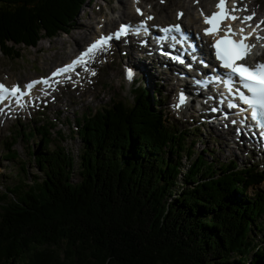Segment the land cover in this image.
I'll use <instances>...</instances> for the list:
<instances>
[{"label": "trees", "instance_id": "16d2710c", "mask_svg": "<svg viewBox=\"0 0 264 264\" xmlns=\"http://www.w3.org/2000/svg\"><path fill=\"white\" fill-rule=\"evenodd\" d=\"M92 1L0 0V52L17 59L16 46L66 34ZM131 90V103L75 120L77 182L55 124L20 127L5 144L15 160L16 141L40 135L29 155L42 177L0 194V264H264V194H248L264 170L211 163L168 123L161 96Z\"/></svg>", "mask_w": 264, "mask_h": 264}, {"label": "rangeland", "instance_id": "374dc122", "mask_svg": "<svg viewBox=\"0 0 264 264\" xmlns=\"http://www.w3.org/2000/svg\"><path fill=\"white\" fill-rule=\"evenodd\" d=\"M119 1L93 0L91 3L89 2L80 10L74 26L69 28L66 34L59 33L56 37L42 36L36 48L16 46V49L20 51V57L17 59H9L0 52V80H13L22 84L34 76H45L49 70L63 64L70 58V55H74L78 49H82L86 44L85 42L94 36V30L96 32V27L100 26L97 24L104 26L105 30L116 27L118 21L116 17L121 15V8L118 6ZM122 1L129 3V0ZM197 1L201 5L204 3L202 0ZM212 1L205 0V4L208 2L212 4ZM243 1L258 17L264 16V0ZM174 2L175 0H163V3H161V0H142V5L156 14L153 21L159 24L157 15L162 14L161 16L167 18L169 15L174 17L175 12H178ZM182 3L188 5L192 3V0H182ZM242 7L245 8L246 6ZM187 10L190 13L191 8L187 7ZM111 19L116 22L113 21L109 25ZM125 19L123 18V20ZM87 25H90L92 29H88ZM113 50L116 54H110L109 57L107 56L108 58H102V60L106 59V62L102 63L101 61V63L95 64V67L89 70V79L79 81L77 89H74L71 85L66 90H57L48 99L40 102L35 109H28L22 114L10 117L9 121L0 123V194L4 193L6 188L16 185L19 180L25 182L26 185H30L34 181V177L41 179L42 175L29 155V151L36 150L40 142V135L37 133L30 139L19 138L16 141L11 148L16 153L15 160H8L5 157L7 153L5 144L10 142L15 135V131L20 130V127H25V132H28V127H37L39 123L55 124L51 131V138L54 143L63 147L64 151L72 158L73 172L71 177L73 182H77V165L79 163L81 142L77 137L75 120L84 112H95L102 107H108L112 101L120 99L126 104L131 103L133 99L132 85L124 82L123 75L128 69L132 70L134 75V63L138 64L135 71H141L136 74L135 82L140 83L151 96L157 93L162 97L161 110L166 113L168 123L178 130L186 131V144L190 145L193 141L195 143L194 151L198 153L203 149L206 150L209 153H206L205 157L216 165L235 162L239 167L250 164L259 167V169H264V156H260L252 150H246L242 144H238L239 142L237 143L235 140H233V143L226 141V139L229 140L226 133L213 131L207 126H200L201 120L196 118L195 114H192L189 109L186 108L185 110L184 108L180 112L173 110L171 103L175 99L176 91L173 92L172 90V96L170 94L167 97L169 92L167 87L164 86L166 83L161 80L162 75L160 74L166 73L164 68L153 65L148 60L136 62L134 59L138 60L137 57L128 58L127 55L123 56L125 53L128 54L127 50H118L115 47ZM71 51L75 53L73 54ZM151 64L154 69L142 72L144 70L143 66L149 69ZM171 85L169 84V86ZM57 132L60 133L61 138H59ZM223 141L229 146L225 147L222 144ZM233 146L234 148H230ZM187 163L184 161L182 163L185 165V169L188 167ZM20 164L25 167V176L20 172ZM183 172L182 169V174L179 177L183 175ZM258 191L264 194V183L257 189L250 190L248 194L252 196L253 193Z\"/></svg>", "mask_w": 264, "mask_h": 264}, {"label": "snow or ice", "instance_id": "6c2138e0", "mask_svg": "<svg viewBox=\"0 0 264 264\" xmlns=\"http://www.w3.org/2000/svg\"><path fill=\"white\" fill-rule=\"evenodd\" d=\"M138 0H133V3H137ZM163 3V0H161ZM216 8L218 11L212 13L210 16H204V23L209 27H206L203 32L204 35H213L215 34L219 28L220 24L223 20H237L239 19L241 24H245L252 20L254 13L252 15H246L241 17H237L234 13L237 11H247L246 7L241 9L237 8L235 4V0H233V8L229 10L226 7V0H218L216 4ZM135 11L137 14L142 15L141 10L136 8ZM180 14H178L179 17ZM203 16L204 14L201 13ZM146 20L153 19L152 16H147ZM264 24V20L257 22L255 28H253L252 33L244 34L243 27L240 31V38L238 40L233 39L231 37L235 36V32L232 30L229 25L225 35L217 40L211 45L212 48L215 49L216 59L220 62L221 67L227 70L229 74V79L224 80V84L226 87H229V91L231 92L230 84L231 77H238L241 88L246 90H237L236 95L239 98V101L248 106L251 110L252 119L256 122V125L261 128V135L264 136V62H257L254 65H247L245 63H238V61H243L245 57L251 52V49L255 47V45L247 43V40L253 33H256V39L264 40V37H260L258 34V29L261 25ZM250 26V25H249ZM126 25H121L117 32L110 35H101L98 37L93 43L88 45V47L80 53V55L74 59L70 64L65 65L62 68H58L53 72V76L67 72L75 67L77 64L86 63L87 58L92 55L94 52L106 47L110 40L113 38L119 39V37L123 34H126L127 31ZM146 25L142 20L140 22V28H145ZM177 28L179 26H174ZM182 62V61H181ZM126 77L131 79L132 72L129 70L126 73ZM47 83V80L42 81ZM37 81H32L27 84L25 87L27 89H31L33 85H35ZM20 89L17 86H13L11 89H8L5 85L0 84V100L5 99V94H10L16 97L17 102H19V97L17 93ZM184 102V97L181 95L178 98V103L175 107L179 108L180 105ZM235 104H229V107H235Z\"/></svg>", "mask_w": 264, "mask_h": 264}, {"label": "bare ground", "instance_id": "6f19581e", "mask_svg": "<svg viewBox=\"0 0 264 264\" xmlns=\"http://www.w3.org/2000/svg\"><path fill=\"white\" fill-rule=\"evenodd\" d=\"M120 1H121V3H120ZM119 1V4H118V6H119V8H121L120 9V13H121V15L119 16V19H118V21H117V23H116V25L119 23V22H122V21H124L123 20V18H126V20H138V18L136 17V15L134 14V11H133V5H131V2H130V0H129V3L128 2H125V1H122V0H120ZM194 1H196V0H192V3L191 4H188V5H185V3H182V0H175V2H174V4L176 5V7H177V11L178 12H176L175 13V15H174V17H171V15H169V16H167V18H164V16H161V15H157V20H158V22H159V24H161V25H166V24H173L175 21H177L176 20V14H180V15H182L183 17H182V22H183V24L188 28V29H190L191 28V25H195V27H201L200 26V24H199V14L200 13H205V12H209V11H211L212 10V5L213 4H211L210 2H208L207 4H205V0H202V2H204L203 3V5H201V3H200V5L198 6V8L196 7L195 8V6H194ZM198 2V1H197ZM174 5V6H175ZM139 5H134V7H138ZM186 6V7H185ZM242 6H244L243 4H240L239 5V7L241 8V9H243V7ZM187 7H190L191 8V10H190V13H188V10H187ZM168 9V8H167ZM119 10V9H118ZM201 11V12H200ZM146 14L148 13V14H150V13H152V12H148L147 10H146V12H145ZM116 22L115 20H110V22L108 23L109 25H111L112 24V22ZM156 23V22H155ZM108 26V25H107ZM87 28L88 29H92V27L90 26V25H87ZM113 29V28H112ZM111 29V30H112ZM108 31H110V30H105V27L104 26H98V27H96V32H95V30H94V36H92V35H90V36H92V38L90 37L89 38V40L88 41H86L85 43L87 44L89 41H91V40H93V39H95L96 37H98V35L100 34V33H106V32H108ZM86 38V37H85ZM86 44H84V46L86 45ZM114 48V47H113ZM139 50H140V52L142 53L143 52V50H144V48L143 47H140L139 48ZM78 51H79V49H78ZM78 51H76V53L78 52ZM72 52V51H71ZM73 54L75 53L74 51L72 52ZM110 55V54H109ZM125 55H127V57L128 58H134V57H137L136 55H133V53H132V51H130L129 50V52H128V54H125ZM154 55H157V54H154ZM72 55H70V57H71ZM94 56V54H92L91 55V57H93ZM73 57V56H72ZM109 57V56H108ZM127 58V59H128ZM138 58V60H136V59H134V61H136V62H138L139 60H140V57L138 56L137 57ZM163 58V57H162ZM164 59V58H163ZM134 61H133V63H134ZM160 63H157V65H159ZM144 67V70H142V72H145V71H149L150 70V68L148 69L146 66H143ZM54 70V69H53ZM52 69L51 70H49L50 72H52L53 71ZM49 72V73H50ZM141 71L140 70H136L135 71V73L136 74H138V73H140ZM165 72L166 73H164V74H162V73H160L161 75H162V77H161V80L164 82V83H166L164 86H166L167 87V90H168V94H167V97L168 96H170V94H171V92H172V90H173V92H174V90L176 91V89L180 86V85H178L177 83H175V81H174V79H173V77H174V75L171 73V72H169V71H167V70H165ZM48 73V74H49ZM30 79V80H29ZM28 80H26L24 83H23V85L24 84H26V83H28V82H30V81H32V79H35V76L34 77H32V78H29ZM1 81V80H0ZM6 82L7 83H9V85L10 86H13L17 81H11V80H6ZM172 84L171 86H169V84ZM150 83V82H149ZM1 84H4V83H2L1 82ZM175 88V89H174ZM182 93L185 95V100H184V102L182 103L183 105H185V103H188V104H192V97L190 96V94H189V92L187 91V90H185V91H182ZM171 96H172V94H171ZM162 98V97H161ZM178 111L180 110V111H182L181 109H177ZM166 114V113H165ZM216 128H218V126L216 127ZM210 130V129H209ZM226 135L229 137V140H227L226 139V141H229V142H234L233 141V139L230 137V132L228 131V130H226ZM232 140V141H231ZM236 142V141H235ZM239 142V143H238ZM238 144H242V139L241 138H239V140H238ZM220 143V142H219ZM221 144V143H220ZM222 144L225 146V147H227V146H229L226 142H222ZM230 148H234V146L233 147H230Z\"/></svg>", "mask_w": 264, "mask_h": 264}]
</instances>
